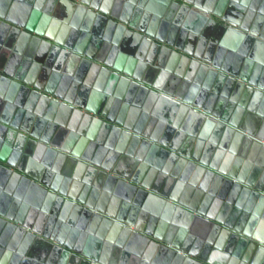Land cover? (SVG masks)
Segmentation results:
<instances>
[{
  "label": "water",
  "instance_id": "obj_1",
  "mask_svg": "<svg viewBox=\"0 0 264 264\" xmlns=\"http://www.w3.org/2000/svg\"><path fill=\"white\" fill-rule=\"evenodd\" d=\"M187 1L193 3L200 10L201 13H199L198 17L200 21L199 31L204 34L208 28L206 12L213 11V6L205 4L201 0ZM220 2H222L224 6H232L235 8L232 10L235 18L227 17L230 18L228 21L231 22L233 26L227 28V32L223 36L222 45H220L217 55L221 59L224 55L227 62L236 64V66L239 63H244L245 66L243 67L242 72L238 71V66H235L236 69L234 68V70L226 68L231 76H229L227 82L222 84L217 71L198 63L195 68L201 67V71L198 73L196 80H194L195 75H191L188 76L189 80H186L187 82H184L183 84L181 83L183 86H173L171 88H164L162 86V91L183 99L190 104L198 105L201 109L220 117L234 127L248 130L250 135L254 137L246 140L249 141L250 145L253 147L248 158L253 162L261 163L260 150L264 151V148L261 147L262 145L259 144L258 140H264V79L262 81L259 77L262 75V72L264 74V2H262V0H239L240 3L237 2V0L235 2H231V0H220ZM62 9H66L70 12L69 16L73 17L71 24L78 28V30L72 32L70 38H66L65 40L64 37L49 36L40 31V28L37 30L30 28L31 24H28V21L25 23H16L13 19L0 15V18H2L0 19V49L2 47L9 48V51L13 56L18 57V59L24 57V62H27L29 65L36 62L34 59L38 55V52H36L35 48L42 43L47 44L50 48H56L57 51L66 52L67 50L63 48V46H66L69 48L75 47L76 51L84 53L82 40L83 42H89L92 35L88 30L82 28V18H85L88 13L96 16H103L94 11L98 9L101 11L103 10L90 0H50V2L46 4L45 11L52 12L53 10ZM181 11L191 12V8L184 6ZM112 15L116 17L115 13H112ZM120 19L128 25L131 24V27H136V24L131 23L128 18L120 17ZM92 23L93 20L91 18L90 24L92 25ZM255 23H257L258 26L253 27ZM124 28L132 30L127 25H124ZM141 32L144 35L153 34L151 28L144 27ZM98 34L101 36L100 33ZM142 34L139 35L144 38ZM230 34L234 35L233 38L236 41L229 40L228 36ZM80 36L81 38L79 39ZM237 38L241 40L237 41ZM245 38L254 44L253 50L242 52L243 50L241 48L245 47L240 45H242L241 43ZM145 41L151 43L149 37H146ZM30 44L33 45V47H31ZM99 44L100 42H97L96 46ZM165 52H168L169 55L172 54V51L168 49H166ZM69 54H71V52H69ZM87 54L90 58L95 59V57H98L97 60L104 63L103 58L100 57V55H97L95 51H89ZM72 55L78 59L80 58L77 55ZM176 55L177 54L174 53V56ZM202 57L208 59L206 56ZM84 62L93 64L90 60L88 61L84 59ZM212 62L217 66V58L216 60L213 59ZM181 63L184 66L187 65L188 68L193 62L189 57L182 56ZM1 64L3 63H0V91L2 89L10 88L9 100H7L8 98L4 97L3 94H0L1 186H4V188L7 187V184H4L5 180L9 179L11 175L17 174L21 180L24 181L25 179V184H35L39 187L45 186V189L52 188L53 191L60 193L62 198L67 196L69 199H74L79 203L86 204L89 209L87 210L88 217L85 223L86 230L89 232L95 233L101 230V232H106L105 234L102 233L105 238L109 237V239L117 241L118 237L120 238V243L126 236L130 237L131 234L139 236L140 242L135 247L128 244L129 251H132L133 253L128 252L127 257L131 259H127L125 264H141L144 261H151V264H186L187 262L182 263V260L186 261V256L182 251L187 250L192 245L194 233H200L196 226V230L190 231V226L193 223L196 225L197 221H200L202 226L207 230H219L217 224H221V221L217 222L215 218L211 217L212 215L209 212L208 207L202 208V206H197L190 202L188 203L184 200H180L177 191L168 195L167 198H164V194H156L159 193L158 191H155L156 193L147 192L146 190L137 187L136 185L139 183L136 177L139 176L141 177L143 186L151 189V167L147 176L146 168L147 165L151 166V156L153 153L162 151L167 156H170L171 152H169L164 146L160 147L157 143L153 144L151 141H145L143 139L140 141L141 137H135L132 135L133 133H129L119 127H113L110 125H106L109 127L108 130L114 131V135H116L114 139L110 140L107 144V147L112 148V154L108 155V149L103 145L106 142L102 141L101 137L98 136V142L89 146V150L94 154L95 159L88 156V154H86V156L95 164L101 166V170L107 169L112 173L110 178L116 182L117 190L115 191L114 188H112L107 195H104L103 199H110V203L95 206L92 201L93 198L91 197L90 189H88L87 185L82 184L83 187H81L82 185L77 187V182H74V179H77L80 170L78 157L84 156L85 148L75 147V149H73L75 145L72 144L71 148L70 144L67 142L63 145V140L55 139L53 137L55 128L50 130L51 126H48L47 131H49L51 135L46 134L43 128L40 129L39 126H35V116L31 118L28 114L30 111H32V113L35 112L37 103L41 101H53L54 104L59 106L62 104L61 106L63 107L67 106L65 109L68 111V109H70L69 107L73 106L74 99L67 97L70 95L65 92L63 93L66 97L63 98L59 93L55 95L56 93L53 91V88L56 86L52 81L49 82L47 86H41L39 84L33 85L30 80L31 77L26 75V68L22 71L15 68L12 69V66L9 63H7V65ZM94 64L99 63L94 62ZM23 66L27 67L28 65L24 64ZM251 68L252 73L250 74L249 69ZM104 70L105 72L103 76H110L113 81L123 79V77L117 73H113L106 68H103V71ZM168 77L169 72L164 70L160 77V81H163V79ZM218 78L220 79V82L217 81ZM234 84H236L238 88H234ZM215 85L216 88L214 89ZM157 86H160V83H158ZM136 88L141 89L140 95L142 98L147 99L148 94L151 95V99L161 97L162 95L150 91L146 86L136 85ZM54 95V98L58 99H52ZM61 100L65 102L61 103ZM138 104L142 105V102H138ZM82 107L85 108L86 105H82ZM219 107L224 111H220L218 109ZM246 107L249 108V113L247 115L251 114L250 117H254L253 113L258 112V124L254 118L253 124H250L249 117H247V123L246 117L243 119L242 111ZM148 108L149 106L146 107L145 110L148 111ZM88 110L90 109L88 108ZM91 112L102 115L103 119L106 121L103 119V121L97 119L89 114L87 115L85 112V115H83L84 125L81 130L89 134L95 132L94 123L97 124L100 122L98 124L101 125L109 122L107 120V114L100 113L94 109H92ZM204 118L207 117L204 115ZM133 121V116H130L127 122V124L130 125L129 128H132ZM247 124L249 127H247ZM58 125L63 129L65 128L61 124ZM86 126L87 128H85ZM213 128V126L207 125L204 129L209 134ZM227 132L229 134H234V130L229 126H227ZM67 133L68 131L64 132V136H62L63 139ZM140 133L151 138V126H148L144 131H140ZM119 135H122L123 137L120 141L118 139L119 145H117L115 141ZM91 136L94 137L95 135ZM131 138H134L136 144H140V142L143 143L139 151H137L138 147L129 151L131 154L135 155L134 157H137L140 160V162H138L139 168L135 175H133V173L136 170H124L121 167L120 162L116 166L117 160L126 154L128 142ZM243 138L244 136L237 132L236 139L241 140ZM153 139L158 142L160 141L158 136L153 137ZM224 140L229 141L230 138L224 136ZM161 142L166 146L169 145L168 142ZM70 153L74 154V156H70ZM198 154L199 155L197 156L196 153L194 158L196 156L202 165H196L195 169L200 171L201 175H206L205 182H202V185L205 184V186H210L212 183L213 187L216 188L214 193L220 198L226 200L227 204L235 205L237 209L250 213L249 222L251 224L247 225L246 229H243V226L238 222H223L231 229L244 233L246 238L241 237L243 246L248 245L251 241L252 249H247L246 256L241 258L244 260L242 264H261L264 256V246L259 243L256 245L254 238H264V224H261L264 222H258L256 218L258 213L257 211L252 210L249 206V201L251 198L257 197H260L264 201V187L262 183L258 182L256 178H251L247 174H242L240 177L241 182L250 187L249 190H245V192H248L249 194L246 197H238L232 201V195L225 189L219 188L222 181L225 180L223 175L226 176L229 172L220 164V162H218L217 156H214V146L208 145L203 149V152ZM60 161H63L64 165L61 164L62 162ZM192 165L193 163L189 164V166ZM99 170L100 169H98V171ZM56 172L61 174V180L59 181L60 184L52 186L50 183L48 184L42 180V174L47 173V175H53ZM211 174L214 175V178L210 179V182L209 176ZM176 178L170 177L169 184L172 183L173 186L176 181L177 188H180V185L183 183L185 184V182L188 181L179 176ZM8 188L13 189L14 186L9 185ZM84 189L87 191V195ZM111 191L114 192L115 196L110 193ZM16 194L18 196V192ZM79 203L71 200L69 203L65 204H58L56 202L55 207L57 208V212L53 217L56 221H59L58 225L62 224L63 221L67 224L65 223L61 231L53 230L52 234H48V236L54 241L56 240L57 242L66 245L67 251L69 252L73 249L80 251L70 235V232L74 228L69 225V223H73L71 220L72 217L70 218L69 216L70 209L75 205H81V203ZM51 207L53 206L51 205ZM77 207L82 208L83 206ZM237 209L234 213H240ZM201 215L209 217L205 218ZM94 218H96V220L93 221L92 219ZM90 221L92 222L91 224H89ZM113 227L120 229V232L113 230ZM32 229L33 228L27 225V223L19 220L15 208H13L12 212L0 208V256L4 254V251L8 247H11V243L13 248L17 247V243L14 242L17 236L26 233L29 237L32 236L35 238L32 234L34 231ZM81 229H85V225L81 226ZM14 232H17L16 235ZM77 232L78 230L74 229V233L77 234ZM84 236H86V234H84ZM249 239L252 240L249 241ZM71 240L73 241L72 244L70 243ZM79 242L83 244L82 241ZM149 242H151V246H158L159 250L157 254L152 256L153 258L151 260H149V258H144V256H140V253H142L143 250L147 252L150 251L147 245ZM30 246L31 238L25 244L24 252L29 251ZM121 249H123L122 245H120L116 251L118 253H115L114 256H104L105 254L99 253V249L95 250L96 253L90 252V249L83 250L81 252L85 255V258L79 259L80 261L77 259L76 261H78V264H81L83 261H86L88 264H114L113 261L121 258ZM243 252L244 249L242 250L241 255ZM82 254H79V256L82 257ZM20 258H22V256H20ZM190 259L193 258L190 257ZM21 260L16 259L14 263L12 262L10 264H21ZM213 262L216 261L212 258L211 261H209V264H213ZM202 263L203 262H197V264ZM0 264L8 263L3 257L2 260L0 259ZM60 264H68V262H65L62 259ZM121 264H123V262Z\"/></svg>",
  "mask_w": 264,
  "mask_h": 264
},
{
  "label": "flooded vegetation",
  "instance_id": "obj_2",
  "mask_svg": "<svg viewBox=\"0 0 264 264\" xmlns=\"http://www.w3.org/2000/svg\"><path fill=\"white\" fill-rule=\"evenodd\" d=\"M90 1L94 2L103 10H94L103 16H96L88 13L85 18H82V26L92 35L88 45L91 46L92 44L94 46L93 51L103 58L104 63L100 60L98 61V57H95V59L87 57L86 59L93 62V65H87L90 63H85L83 61L84 63L80 66H77V64L73 66V64L68 61L71 55L64 51H54L53 49H50L49 52L47 48H43L48 45L42 43L40 46L35 48L38 55L34 59L38 62L35 64L37 69H39V71H36V75L40 76V85L47 86V84L53 80L52 66L54 63L59 72L63 74L62 79L57 85L59 88L61 85L63 87H61L60 91L59 89L56 90L55 87L53 90L56 93L55 95H57L58 92H65L71 96L67 97L74 99V104L71 106L73 109L69 107L70 109L66 111V117H70V127L72 129L77 128L76 126H78L74 123L73 116L79 114L78 119L82 118L83 111L86 112L87 115L89 114L102 120V115L91 112V110L94 109L100 113L108 115L107 120L109 122L104 124V130L107 131V144L116 136L114 135V131L108 130L109 127L106 125H110L113 127H119L129 133H133L132 135L135 137H141L140 141L143 139L145 141H151L153 144L157 143L160 147L164 146L169 150V152H171L170 156H167L164 152L157 151L151 156V166L144 163L147 165L146 176L148 175L151 167V189L143 186L141 177L139 176L136 177L139 183L136 186L140 189L146 190L147 192L156 193L155 191H158L159 193L156 194H164V198H167L168 195L177 191L180 200L184 197L183 190L190 188L191 190H194V195L190 199V203L202 206V208L208 207L209 212L212 215L211 217L215 218L217 222L221 221V224H217L215 221L219 227V230L217 231L207 230L202 226L200 221H197L196 225L193 223L190 226V231L196 230V226L198 232L200 233H194L192 245L187 250L182 251L186 256V261L182 260V263L187 262L186 264H197V262H203L202 264H209V261L213 258L216 261L213 262V264H242L244 260L241 258L246 256L247 249H252L250 241L252 239H249L250 242L248 245L243 246L241 237L246 238L244 233L231 229L223 222H238L241 226H243V229H246L247 225L251 224L249 222L250 213L237 209L235 205L227 204L226 200L220 198L214 193L216 188L213 187L212 183L210 186H205V184L202 185V182H205L206 175H201L200 171L195 169L196 165L201 166L202 163L196 158V156L194 158V155L197 153L198 156V153L203 152V149L208 145L214 146V156H217L218 162H220V164L223 165V167H225L229 172L228 175H223L225 180L222 181L219 188H223L228 191L233 197L232 201H234L238 197L243 198L249 194L248 192H245V190H249L250 187L241 182L240 177L242 174H247L251 178H256L257 181L261 182L264 187V151L260 150V158L262 162H253L248 158V155L252 152L251 150H253V147L250 145L249 141L246 140L254 137L250 135L248 130H242L238 127H234L220 117L212 115L211 113L201 109L200 106L190 104L183 99L162 91V86L164 88L183 86L182 84L187 82L186 80H189L188 76L191 75H195L194 80H196L198 73L201 71V67L195 68L198 63L200 65H206L212 70L217 71L222 84L227 82V79L231 76L226 68L234 70V68L236 69L238 66V71L242 72L243 67L245 66L244 63H239L236 66V64L227 62L224 55L222 59L217 55L219 47L222 45L223 36L227 32V28L233 26L232 23L228 21L230 18L227 17L235 18L232 11L235 8L232 6H224L219 0L220 4L217 5V9L223 11V19L225 23H222V27L219 26L218 28H215L214 23H211V26L209 20L207 19L208 28L206 32L202 34L199 31L200 21L198 19L199 13L201 12L193 3L188 2L187 0ZM201 1L207 2L206 0ZM235 1L236 0H231V2ZM237 2H239V0H237ZM262 2H264V0H262ZM175 4H178L181 7L177 8ZM184 6L191 8V12L181 11ZM154 9L159 13H155L153 11ZM52 12L55 13L56 21L58 23L62 24L63 22H67L70 24L73 19L72 16H69L70 12L66 9L53 10ZM112 13H115L116 17L113 16ZM120 17L128 18L131 23L136 24V27H131V24L128 25L127 23H124ZM91 18L93 22L95 18H98V22L99 20L102 21L101 36L92 31V25L90 24ZM218 23L220 24V22ZM124 25H127L132 30L125 29ZM254 26H258V24L255 23L253 27ZM144 27L151 28V32L153 34H142L141 31H143ZM219 30L221 32H219ZM111 31H116L117 36L114 33L108 36V33ZM139 34H142L144 38H142ZM146 37L150 38L151 43L145 41ZM80 38L81 36L79 39ZM240 40L241 39L237 38V41ZM97 42H100L98 46H96ZM241 44L242 45L240 46L245 47L241 48L243 50L242 52H248L254 49V44H252L247 38H245ZM31 47H33V45H31ZM63 48L66 49L68 47L63 46ZM166 49L171 50L172 54L169 55L168 52H165ZM174 53L177 55L174 56ZM182 56H187L192 60L193 63L190 67L187 68V65H185V67L181 63ZM202 56H206L208 59H204ZM216 58L218 60L217 66L212 62V60H216ZM94 62H98L99 64H94ZM0 63L6 65L9 63L12 66V69L15 68L22 71L26 68V75L30 76L31 64L29 65L27 62H24V57L18 59V57L13 56L7 47H2L0 49ZM20 64H22V68L19 67ZM24 64L28 66L24 67ZM95 67L106 68L123 77V79L113 81L110 76H103L104 80L109 83V86L106 90L98 89L99 92H101V102H98L95 98H93L94 93H91L90 90H95V88H93V84L89 80L85 79V77L89 74V70ZM164 70L169 72V77L160 81V77ZM249 73H252V68L249 69ZM219 78L217 81L220 80ZM259 78L263 81V72ZM158 83H160L161 87L157 86ZM136 85L146 86L150 89V91H154L162 95L161 97L151 99V95L148 94L147 99L142 98L140 95L141 89L136 88ZM216 85L214 86V89L216 88ZM234 88H238L236 84H234ZM9 90L10 88L2 89L0 91V94H3L4 97L8 98L7 100H9L10 97ZM55 95L52 98L58 99L54 98ZM59 95L62 94L59 93ZM41 102L37 103L35 112L32 113V111H30L28 114L31 118L35 116L37 121L35 122V126H39L40 129L45 126L43 129L46 134L51 135L49 131H47L46 126L49 122L42 123V121L40 119L37 120L36 117L38 106L41 105ZM138 102H142V105H139ZM50 103H52V105H56L53 101ZM82 105H86V107L83 108ZM148 106V111H146L145 108ZM66 107L67 106L64 108ZM88 108L90 110H88ZM75 109H80L82 113H77ZM218 109L220 111H224L220 107ZM242 112L243 119L246 117V123L247 117H249L250 124H253V118L258 124V112L253 113L254 117H250L251 114L247 115L249 113V108L247 107ZM204 115L207 118H204ZM130 116H133L134 118L132 128H129L130 125L127 124ZM55 124L57 126H55ZM55 124L54 126L51 125L50 128V130L55 128L53 137L55 139L63 140L62 136L64 135L66 128L63 129L61 126L59 127L56 122ZM61 125L63 126V123ZM83 125L84 124H80L79 127L82 128ZM207 125L214 127L209 134L204 129ZM148 126H151V138L140 133V131L146 130ZM227 126L234 130V134H229L227 132ZM247 127H249L248 124ZM85 128H87V126ZM237 132L241 133L244 138L237 140ZM157 136L160 138L159 142L153 139V137ZM224 136H228L230 140L225 141ZM122 137V135L117 136L115 141L117 145H119L118 139L120 141ZM161 141L168 142L169 145L166 146ZM258 141L259 144L262 145L261 147L264 148V140ZM62 142L63 145L66 143L65 141ZM142 144V142H140V144H136L134 138H131L128 142L126 154L120 158V165L124 170H136L133 175H135L138 171V162H140V160L137 157H134L135 155L131 154L129 151L137 147V151H139ZM60 162H62L61 164L64 163L63 161ZM190 163H193V165L189 166ZM56 174L58 184H60L59 181L61 180V174L58 172H56ZM111 175L112 173H110L107 169L101 170L100 173L98 172L96 188L105 192L106 195L112 188H114L115 191L117 190L116 182L110 178ZM178 176L188 180L185 184L183 183L184 186L183 184L180 185V188H177L176 181L173 186L172 183L169 184L170 177L176 178ZM213 178L214 175L211 174L209 176V181ZM44 190L47 194L42 196L40 200V207L45 212L52 210V216H54L57 212V208L55 207L57 200L54 196H51V194H57V192L53 191L52 188ZM85 193L87 195L86 190ZM93 193H95L94 190L91 193V197L93 198L92 201L95 206H101L102 204L110 201V199H108V201L107 199L103 201L101 199V201L96 202L95 196H92ZM110 193L114 192L111 191ZM71 200L76 202L74 199ZM51 205L53 207H51ZM81 205L83 206V209H89L86 204L81 203ZM249 206L253 211H257L258 214L256 215V218L258 222H264V201L260 197L251 198ZM236 209L240 211V213H234ZM201 216L205 218L209 217L205 215ZM92 220L94 221L96 218ZM58 222L59 221H56L55 218H52V223L44 231L38 229L40 226H38V228L32 227V230H34L32 234L35 238L45 241L44 244H47L48 246L51 244L53 247L58 246L61 248L64 244L57 242L56 240L54 241L48 236V234L53 233V230L61 231L66 223L63 221L62 224L58 225ZM91 223L92 222L90 221L89 224ZM14 233L16 235V232ZM102 233L104 234L105 232ZM82 236H84V234ZM46 237L49 238L50 242L48 240H44ZM254 239L256 245L259 243L264 246V238L259 239L256 237ZM32 240L33 237L31 236V241ZM70 243L72 244L73 241ZM10 245L12 247V243ZM11 247H8L7 249H10ZM243 249L244 252L241 255ZM75 250L78 251L77 249H73L71 252H74ZM27 252L24 253L26 254ZM144 255L145 253L143 250L142 253H140V256L143 257ZM20 256H22V258H20ZM217 256L220 257L217 258ZM190 257L193 259H190ZM16 259H22V262L23 255L16 253L12 262L14 263ZM26 259L27 258H25V261ZM76 260L77 259H74L71 264H78V261L80 260ZM60 263L61 262H59V264ZM113 263L121 264L119 260H115ZM261 264H264V256Z\"/></svg>",
  "mask_w": 264,
  "mask_h": 264
},
{
  "label": "crops",
  "instance_id": "obj_3",
  "mask_svg": "<svg viewBox=\"0 0 264 264\" xmlns=\"http://www.w3.org/2000/svg\"><path fill=\"white\" fill-rule=\"evenodd\" d=\"M207 2H204L205 4L212 5L213 6V11L211 12H206V17L209 20L210 24L214 23L215 28H218L219 26L222 27V23L224 21L223 16L224 13L223 11L217 9V5L220 4L219 0H206ZM50 0H0V15L8 17L10 19H13L16 23H25L28 21V24L30 23L31 27L34 29H39L43 33H46V35L49 36H55V37H64L65 40L66 38H70L72 35V32L75 30H78L74 25L71 23L63 22L58 23L56 21L55 13L53 12H46V4L49 3ZM177 8H180L181 6L178 4H175ZM41 7V8H40ZM155 13H157V10H153ZM159 13V12H158ZM2 19V18H0ZM220 22V24L218 23ZM101 24L102 21L99 20L98 18L94 20L92 23V31L95 33H102L101 32ZM211 24V26H212ZM83 28V26H82ZM219 32H221L219 30ZM112 33L116 34V31H111L108 33V36L111 35ZM107 36V37H108ZM234 35H229L228 38L229 40H234L233 38ZM82 46L83 52H78L76 51V48H66L65 50L66 53L69 54L71 52L70 59L68 60L73 64H77V66H80L83 64L84 59L87 60L86 58L88 57L89 51H93L94 46L91 44V46L88 45V42H83L82 40ZM102 44V42H101ZM40 46V45H39ZM47 48V50L53 49L56 51V48H50L49 46L43 47ZM72 54L79 56L80 58L74 57ZM89 58V57H88ZM82 61V62H81ZM233 62V61H232ZM33 62L30 66V80L33 83V85H40V76L36 75V71H39L37 69V66ZM87 65H93L92 63L87 64ZM76 68L78 69V67ZM20 68H22V64L19 65ZM52 77H53V84L56 86V90L59 89L61 90L62 85L57 86L60 82V80L63 77V74L59 72V70L55 67V64L53 63L52 66ZM103 67H95L91 70H89V74L85 77V79L89 80L93 84V88L95 90H90L91 93H94L93 98H95L98 102H101L102 99L100 97V93L98 89L106 90L109 86V83L106 82L103 78ZM55 87L53 88V90ZM58 93H63V92H58ZM64 95V94H62ZM61 97H66L65 95ZM53 99V98H52ZM67 99V98H65ZM65 101L61 100V103H64ZM62 105V104H61ZM59 105H52L50 102H41V105L38 106V111L36 114L37 120L40 119L42 123L44 122H49L46 126H54L55 122L58 124H62L65 126L66 131L68 133L65 135V138L63 141L67 142L70 144L72 148V144L77 148H85L84 150V156L78 157L79 163H80V170L77 176V179H75L74 182H77V187H80L82 184L87 185L90 189V193L94 190L95 193H93L92 196H95V201H102L107 199H103L105 192L99 190L96 185L97 177H98V169L101 170V166L95 164L93 161L89 159V157L86 156H91L93 159H95L94 154L89 150V146L91 143L93 145L95 142H98L99 137H101V140L106 142L103 145L107 147V138H106V131L104 130V124L99 125L98 122L97 124L94 123L96 126L94 127L95 132L90 133L91 135H95L92 137L89 133L82 131L81 128L79 127L80 124H83L84 122V117L79 118V114H76L73 116L75 124L77 128H71L70 127V117H66V109L63 106ZM78 106V105H76ZM8 107V106H7ZM9 109V108H8ZM77 113H82L80 109H75ZM85 112L82 114L84 115ZM36 122V118L34 119ZM79 122V124H78ZM56 126V124H55ZM43 126L42 128H44ZM97 128V129H96ZM64 136V135H63ZM108 149V155L112 154V148L107 147ZM70 156H74V154L70 153ZM81 161V162H80ZM121 159L117 160L116 166L119 164ZM94 167V168H93ZM57 174L54 173L53 175H47V173L42 174V180L47 182L48 184L50 183L52 186H56L58 184L57 180ZM4 184H7V187L4 188V186L0 185V208H3V210H7L9 212H12L13 208H15L16 215L19 218L20 221L27 223L28 225L30 224L31 227L33 228H38L40 226L41 231L46 230L49 225L52 223V210L49 212H45L44 210L41 209V198L44 196L45 193V186H37L35 184H25V179L24 181L19 178L17 174L11 175V177L7 180H5ZM9 185H13V189H9ZM83 187V185L81 186ZM13 190V192H12ZM18 192V196L17 193ZM53 192V191H51ZM194 190H191L190 188H187L183 190V198L181 200H184L186 202H190L191 198L194 195ZM113 196H115L114 193H111ZM51 196H54L59 204H65L69 203L71 199L69 197L65 196V198H62L60 193L57 194H51ZM72 201V200H71ZM108 201V199H107ZM76 203H79L76 201ZM109 203V201H108ZM80 204V203H79ZM95 205V204H94ZM77 206L82 207V205H75L70 209L69 216L72 220L73 223H69V225L74 228L75 230H78L77 234L74 233V229L71 231V236L73 238V241H75V244L79 247L80 251H74V252H69L67 251V247L65 245H62V248L56 246L53 247V245L49 244H44L45 241L39 238H33L31 241V246L29 251L25 254L24 253V246L25 244L30 240L31 237L29 235H26V233H23L20 236H17L14 240L15 243H17V247L15 248H10L6 249L4 251V254L0 256V259L2 260L3 257L6 260L8 264H10L16 255L22 254L23 255V261L21 264H59V262L62 261V259L65 262L72 263L74 259H82L85 258V255L82 254L81 251L85 250H91L90 252L96 253L95 250L99 249V253L105 254L104 256H114V254L118 253L116 252L120 245H122L121 249V258H119V261L122 263H125L128 258V252L133 253L132 251H129L128 249V244L130 246L135 247L140 241L139 236L135 235H130V237L126 236L124 240L120 243L119 239L117 237V241L109 239V237H104L102 235L101 230L97 232H89L86 230V219L88 217L87 210L82 208H78ZM88 223V222H87ZM67 224V223H66ZM85 225V229H81V226ZM261 228V227H260ZM92 229V228H90ZM100 229V228H98ZM113 230H116V232H120V229L113 227ZM83 232V233H82ZM17 233V232H16ZM94 233V234H92ZM106 233V232H105ZM104 233V234H105ZM15 234V233H14ZM83 234H87L86 236H82ZM81 236V237H79ZM69 239V238H68ZM44 240H48L49 238L46 237ZM72 241V240H71ZM79 241H82L83 244H81ZM50 242V241H49ZM150 251H144L145 255L144 257L149 258L151 260L153 255L157 254L158 246L154 245L151 246V242L148 243ZM152 248V249H151ZM79 254H82V257L79 256ZM79 256V257H78ZM220 256H217V258ZM25 258L26 261H25ZM145 264H151V261H144ZM142 262V264H144ZM81 264H88L86 261H83Z\"/></svg>",
  "mask_w": 264,
  "mask_h": 264
}]
</instances>
